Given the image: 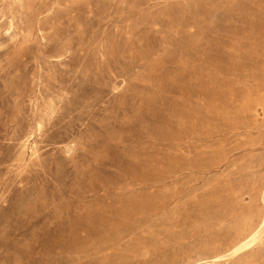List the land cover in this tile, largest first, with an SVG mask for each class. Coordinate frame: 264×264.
I'll return each mask as SVG.
<instances>
[{
  "label": "rangeland",
  "instance_id": "rangeland-1",
  "mask_svg": "<svg viewBox=\"0 0 264 264\" xmlns=\"http://www.w3.org/2000/svg\"><path fill=\"white\" fill-rule=\"evenodd\" d=\"M0 264H264V0H0Z\"/></svg>",
  "mask_w": 264,
  "mask_h": 264
}]
</instances>
